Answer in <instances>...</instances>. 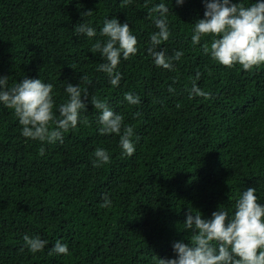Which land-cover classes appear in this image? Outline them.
<instances>
[{
  "label": "trees",
  "instance_id": "16d2710c",
  "mask_svg": "<svg viewBox=\"0 0 264 264\" xmlns=\"http://www.w3.org/2000/svg\"><path fill=\"white\" fill-rule=\"evenodd\" d=\"M153 2L159 0H0V75L8 84L39 75L62 102L63 81L79 82L89 98L122 114L135 141L127 156L116 134H97V110L88 103L84 122L64 132L62 143H45L40 155L41 142L21 136L13 111L0 105V264H155L156 256L173 255L174 240L187 242L186 207L203 216L218 204L230 209L234 193L249 186L264 202V63L243 70L215 62L190 41L201 0H164L170 35L157 47L183 55L172 69L154 65L145 51ZM105 16L127 19L137 37V52L117 66L115 87L95 70L100 57L90 51ZM81 22L97 36L73 34ZM197 71L195 83L209 95L189 98ZM125 91L140 102H125ZM95 147L108 150L109 162L93 166ZM101 193L110 206H101ZM24 233L49 243L29 252ZM57 237L67 255L49 253Z\"/></svg>",
  "mask_w": 264,
  "mask_h": 264
},
{
  "label": "clouds",
  "instance_id": "9594fccd",
  "mask_svg": "<svg viewBox=\"0 0 264 264\" xmlns=\"http://www.w3.org/2000/svg\"><path fill=\"white\" fill-rule=\"evenodd\" d=\"M128 3L129 0H123ZM149 0H145L147 4ZM183 0H175L181 5ZM202 16L192 21L190 41L199 44L201 50L219 64L231 67L238 64L248 70L264 63V0H201ZM90 10L86 11L87 12ZM154 30L148 37L146 53L154 65L172 69L174 60L183 55L176 49L171 55L163 47H157L169 38L168 5L164 0L151 3L148 8ZM73 34L89 39L97 36V28L89 22L72 26ZM207 41L201 43V38ZM137 37L129 30L127 19L120 21L116 16H105L98 29V38L92 40L90 51L98 53L100 62L95 70L107 76L108 83L115 87L122 73L117 66L122 59L137 52ZM197 71L188 89V96L207 97L209 93L198 87ZM79 80H87L79 76ZM62 102L54 99L53 84L42 80L39 75H24L19 81L8 84V76L0 75V105L13 111L20 125V135L41 142L38 154L44 153L45 143H62L64 132L83 123V113L88 103L96 112L97 134H116L117 143L124 155L135 151L134 133L129 125L123 124L121 113L114 111L105 99L87 95V88L80 83L64 80ZM169 91H173L169 85ZM123 100L138 104L139 97L125 91ZM93 166L109 162L107 149L95 147L92 151ZM101 206H110L109 194L101 193ZM219 205V204H218ZM216 206L209 215L203 216L193 207H186L182 228L186 230V241L177 239L171 243L173 255L155 258V264H264V202L256 195L255 187H246L234 193L231 208ZM23 248L35 253L49 243L39 234L22 235ZM49 253L67 255L69 246L57 237L49 247Z\"/></svg>",
  "mask_w": 264,
  "mask_h": 264
}]
</instances>
